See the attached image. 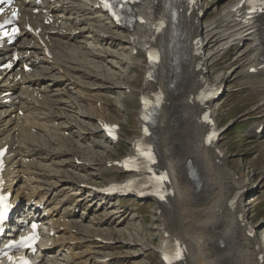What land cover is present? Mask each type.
<instances>
[{
	"label": "bare ground",
	"instance_id": "obj_1",
	"mask_svg": "<svg viewBox=\"0 0 264 264\" xmlns=\"http://www.w3.org/2000/svg\"><path fill=\"white\" fill-rule=\"evenodd\" d=\"M172 1L141 0L134 10L145 21L120 27L107 20L95 0H17L21 21L40 28V32L23 29L20 41L0 48V65L8 61L15 63L11 70L0 69V145H9L7 185L14 189L13 199L19 203L14 211L25 219L39 216L43 220L45 237L34 256L37 264H75L69 256L59 255L65 246L49 234L60 232L61 226L64 229L89 226L85 222L89 213L70 221L66 219L68 214L74 216L77 208L97 210L94 208L97 205L108 209L115 204L108 200L113 197L84 188L87 181L80 171L88 168L89 174H97L91 172L96 169L92 161L85 159L89 164L85 161L76 164L68 158L77 155L69 146L71 139L78 140L73 136H78L76 122L81 120L80 135L85 140V134L93 133L88 124L96 113L100 114L98 106L91 103L96 95L108 89L117 92L122 101L133 98L136 92L149 94L158 88L163 91L165 102L152 125L153 142L159 153V165L171 175L170 185L174 189L165 202L154 198L161 237L157 246H150L136 233L121 238L102 235L110 231L122 234L124 221L116 215L92 232L86 228L80 232L84 253L96 254L89 264H114L115 259L104 258L117 254L110 251L118 247L126 251H119L118 258H132L134 253L152 249L158 251L166 232L185 247V258L177 264H264L260 257L264 253V238L252 234L254 228L247 221L249 209L242 201L244 193L238 194L249 187V179L238 177L230 169L227 152L218 143L203 144V137L209 131V126L200 120L205 107L193 98L205 83L223 88L226 81H240L249 86L251 95L260 94L255 109L264 107V15L243 20L231 10L241 0H226L215 6L214 12L200 5L187 14L188 9L183 6L179 26L168 28V35L157 38L162 56L156 79H146L139 88L130 86L126 79L117 83L119 73L115 69L125 66L130 70L142 62L132 52L153 45L150 38L155 20ZM45 11L54 16L55 23L43 24ZM110 25L116 30L123 29L125 37L109 30ZM196 44L200 45L198 53L194 50ZM128 48L131 53L125 54ZM231 49L234 54L228 64L220 71L214 70L212 67ZM24 62L31 64L33 71L17 67ZM252 68L257 71H251ZM6 91H12L10 102L3 100L2 93ZM88 107H97V112L91 113ZM208 107L218 124L216 106L209 102ZM18 108L25 115H19ZM101 110L103 115H100L104 116L105 111ZM259 116L262 119L250 127L249 133L261 138L263 135H258V130L262 125L264 128V114ZM34 127L37 133L31 132ZM128 141L132 146L133 138ZM104 142L100 146L105 147ZM85 148L81 150L82 159ZM132 153L133 146L129 154ZM18 172L28 175L22 183L25 189L14 179ZM61 172L67 174L58 176ZM23 194L27 201L22 204ZM62 194L65 195L61 201L70 202L67 215H60L64 205L59 203ZM235 197L237 200L231 205L230 200ZM25 219L17 221L21 225Z\"/></svg>",
	"mask_w": 264,
	"mask_h": 264
},
{
	"label": "rangeland",
	"instance_id": "obj_2",
	"mask_svg": "<svg viewBox=\"0 0 264 264\" xmlns=\"http://www.w3.org/2000/svg\"><path fill=\"white\" fill-rule=\"evenodd\" d=\"M224 1L226 0H202V5L206 6L209 11L214 12L216 3L222 4ZM109 30L114 32L119 31H116L115 27L112 25H110ZM122 33H125L123 29H121L120 34ZM120 46L123 48L127 45H117V47ZM207 51L208 50H206L205 53ZM233 51L229 52L224 58H221L212 68L214 70L218 69L217 71L222 70L231 60L230 58L233 57ZM121 52L124 51L122 50ZM129 52L131 53L128 48L125 53L129 54ZM139 56H144L143 52H140ZM146 64V61H144L143 64H138L130 70L131 73H129L127 67L123 68L127 74H123V76L117 75L115 79L116 82L118 83L119 81L126 79L129 84L136 86L137 88L142 86L145 81ZM115 70L117 73L118 71L120 74L123 73V70ZM134 73H137L138 77L132 78L131 74ZM214 77H217L215 76V73ZM223 86L225 90L221 95L222 100H218L213 106L217 107L219 105L217 108V119L221 126H225L231 122H233V124L229 129L222 133L224 135L220 140V144L227 152L230 169H234L236 174H238V177L242 176L244 179H249V188L247 192H244L242 201L245 204L246 209H249V212L247 213V221L257 228L255 233L257 234V237L261 238V236L264 235V138H262L261 141L260 138H256L253 134L248 133L249 128L255 123V118L245 117L246 111H253L257 106L260 94L251 95L249 86L240 81H226ZM228 86L231 88L230 90H228ZM103 93L101 95H96L97 98L95 101H91V103L93 102V105H95V102L97 103V101H99L98 103L100 104L101 101L103 105H99V107H102L105 111L104 118L110 121L119 122L122 131L126 136H123L124 140L114 146L113 144L106 142L105 147H94L93 153H88L87 157L96 162L99 171L101 170L100 174H97L96 177L89 175L90 178H88V180L94 181L99 185L108 180H113L114 178L124 179L125 174L119 172L115 167L106 166L105 161L109 158L118 159L123 154L128 153L131 146L127 139L140 136V122L138 117L140 102L138 93L136 92L133 98L124 99L122 101L117 92L114 93L112 90L106 89ZM88 110L91 113L97 112V107H88ZM99 111L100 113L102 112L101 109ZM261 114H264V111ZM96 115L99 116L97 113ZM96 142H98V140H94V143ZM70 156L71 155H69L68 158ZM82 173V175L87 174L86 172ZM120 174L122 175L120 176ZM258 200L261 201L262 204H258ZM154 206L155 204L151 197H146V199H135L130 197L119 199L116 201V205L109 208V210L118 212L122 218L126 219L125 226L128 227V237H131L133 236V233L134 235L136 233L139 239L144 241L147 245L148 243L149 245H156L160 239V231L155 228L158 220L156 221L155 218ZM98 210L104 211L105 213L108 212V210L101 208H98ZM95 214L97 215V212H95ZM108 214L109 213L101 215V217H105ZM92 216L93 218L95 217V215ZM145 217L148 218L147 221L144 220ZM95 220L96 217L93 221L95 222ZM110 236L120 237L121 234L118 232ZM130 250L136 252L137 248L136 250L130 248ZM119 251L126 252L118 247L115 248L114 251H110V253L117 252V255H119ZM150 251H153V249ZM150 251H143V253L138 255L134 253L132 258H117L115 259V264H162L155 252L151 253ZM82 253L84 252L81 251V254ZM129 255H131V253H129Z\"/></svg>",
	"mask_w": 264,
	"mask_h": 264
},
{
	"label": "snow or ice",
	"instance_id": "obj_3",
	"mask_svg": "<svg viewBox=\"0 0 264 264\" xmlns=\"http://www.w3.org/2000/svg\"><path fill=\"white\" fill-rule=\"evenodd\" d=\"M4 2V0H0V3H3ZM105 6H107V7H111V5L110 4H107L106 3V5ZM3 12V9L2 8H0V13H2ZM17 15H18V13H16V12H13L12 13V16L15 18V17H17ZM114 15H115V13H114ZM6 23H11V21L9 20V21H6ZM4 27V24H0V28H3ZM16 31H18V29H16ZM8 33L7 32H5V35H7ZM211 141V137H209V142ZM149 158H151V157H149ZM163 179V178H162ZM164 197L163 196H161V199H163ZM5 212H6V207L5 206H0V219H3V217H4V215H5ZM33 227H36L35 225H33ZM35 237H28V238H22V243H26L27 242V240H30V239H34ZM165 260H169V264H171V259H170V257L168 256V255H165ZM180 258V253H179V251H177V252H175V254H174V256L172 257V259H179ZM21 264H28V261L27 260H25V259H23V258H21Z\"/></svg>",
	"mask_w": 264,
	"mask_h": 264
}]
</instances>
